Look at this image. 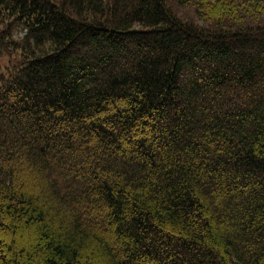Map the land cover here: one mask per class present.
Listing matches in <instances>:
<instances>
[{
    "label": "trees",
    "instance_id": "16d2710c",
    "mask_svg": "<svg viewBox=\"0 0 264 264\" xmlns=\"http://www.w3.org/2000/svg\"><path fill=\"white\" fill-rule=\"evenodd\" d=\"M0 264H264V0H0Z\"/></svg>",
    "mask_w": 264,
    "mask_h": 264
},
{
    "label": "rangeland",
    "instance_id": "374dc122",
    "mask_svg": "<svg viewBox=\"0 0 264 264\" xmlns=\"http://www.w3.org/2000/svg\"><path fill=\"white\" fill-rule=\"evenodd\" d=\"M191 10L189 11H186V14L190 15V12ZM181 15V14H180ZM7 62V58H3L2 61H1V65L3 66L5 63Z\"/></svg>",
    "mask_w": 264,
    "mask_h": 264
}]
</instances>
